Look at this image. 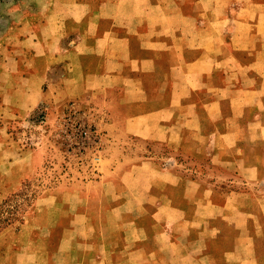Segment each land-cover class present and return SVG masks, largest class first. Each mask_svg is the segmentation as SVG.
<instances>
[{"label": "crops", "instance_id": "0c3cea01", "mask_svg": "<svg viewBox=\"0 0 264 264\" xmlns=\"http://www.w3.org/2000/svg\"><path fill=\"white\" fill-rule=\"evenodd\" d=\"M11 1L0 129L57 96L100 107L111 139L95 178L41 197L9 264H264V0Z\"/></svg>", "mask_w": 264, "mask_h": 264}, {"label": "rangeland", "instance_id": "374dc122", "mask_svg": "<svg viewBox=\"0 0 264 264\" xmlns=\"http://www.w3.org/2000/svg\"><path fill=\"white\" fill-rule=\"evenodd\" d=\"M8 9H14L12 1L0 0V24L10 18L5 15ZM11 19L18 22L19 18ZM4 35L0 31V44ZM4 112L0 129V220H10L0 223V264H9L6 245L21 236L22 223L30 214L45 208L41 197L58 184H82L95 178L111 137L106 126L108 114L86 100L67 102L54 96L22 112L9 105ZM12 147L11 154L6 152ZM38 147L41 162L24 173V162L18 155ZM14 206L17 209L12 217L8 212H13Z\"/></svg>", "mask_w": 264, "mask_h": 264}, {"label": "trees", "instance_id": "16d2710c", "mask_svg": "<svg viewBox=\"0 0 264 264\" xmlns=\"http://www.w3.org/2000/svg\"><path fill=\"white\" fill-rule=\"evenodd\" d=\"M6 204H8L7 201L4 202V205H6ZM16 209H17V208L14 206L13 212H12V210H11V212L9 211L8 214L12 215V217H13V215H14V211H16ZM0 215H1V213H0ZM0 217H1V216H0ZM8 220H10L9 217H8V218H5V219H3V220H0V223L8 222ZM0 227H1V226H0Z\"/></svg>", "mask_w": 264, "mask_h": 264}]
</instances>
